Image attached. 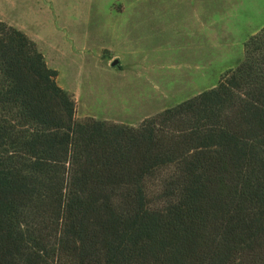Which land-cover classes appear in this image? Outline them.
<instances>
[{"label":"trees","instance_id":"obj_1","mask_svg":"<svg viewBox=\"0 0 264 264\" xmlns=\"http://www.w3.org/2000/svg\"><path fill=\"white\" fill-rule=\"evenodd\" d=\"M57 77L0 21V264H264V28L138 126L77 120Z\"/></svg>","mask_w":264,"mask_h":264},{"label":"rangeland","instance_id":"obj_2","mask_svg":"<svg viewBox=\"0 0 264 264\" xmlns=\"http://www.w3.org/2000/svg\"><path fill=\"white\" fill-rule=\"evenodd\" d=\"M0 21L37 43L77 120L138 126L217 85L264 0H0Z\"/></svg>","mask_w":264,"mask_h":264},{"label":"water","instance_id":"obj_3","mask_svg":"<svg viewBox=\"0 0 264 264\" xmlns=\"http://www.w3.org/2000/svg\"><path fill=\"white\" fill-rule=\"evenodd\" d=\"M118 61H119L118 59H115V60L112 62V65H113V66L117 65Z\"/></svg>","mask_w":264,"mask_h":264}]
</instances>
